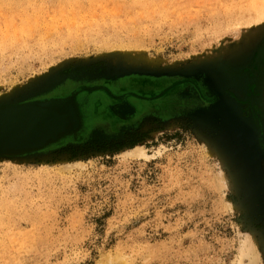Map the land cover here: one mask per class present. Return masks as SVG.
<instances>
[{
    "label": "rangeland",
    "instance_id": "obj_1",
    "mask_svg": "<svg viewBox=\"0 0 264 264\" xmlns=\"http://www.w3.org/2000/svg\"><path fill=\"white\" fill-rule=\"evenodd\" d=\"M255 5L0 0V108L69 122L0 155V264H264Z\"/></svg>",
    "mask_w": 264,
    "mask_h": 264
},
{
    "label": "water",
    "instance_id": "obj_2",
    "mask_svg": "<svg viewBox=\"0 0 264 264\" xmlns=\"http://www.w3.org/2000/svg\"><path fill=\"white\" fill-rule=\"evenodd\" d=\"M262 61H264V42L257 52L255 64L259 66ZM0 120L4 121L0 126V155L41 149L49 142L56 141L59 135L65 134L69 124L67 113L60 114L30 103L0 108ZM12 130L14 132L10 135L18 133V137L24 140L20 139L16 142L17 136L9 139L5 134Z\"/></svg>",
    "mask_w": 264,
    "mask_h": 264
},
{
    "label": "bare ground",
    "instance_id": "obj_3",
    "mask_svg": "<svg viewBox=\"0 0 264 264\" xmlns=\"http://www.w3.org/2000/svg\"><path fill=\"white\" fill-rule=\"evenodd\" d=\"M78 1V0H76ZM131 1V0H130ZM138 1V0H136ZM81 2V1H79ZM169 3V2H168ZM68 4V3H67ZM131 5V4H130ZM153 5V4H152ZM231 5V4H230ZM155 8V7H154ZM231 8H233L235 11L238 10V6L237 5H233ZM251 10H246V12H242L244 14V16L247 18V19H250V22H249V25L248 26H253V27H258L260 25H263L264 24V5H260V6H252V8H250ZM6 38V37H5ZM9 39V38H8ZM17 40V39H16ZM4 46V45H3ZM5 47V46H4ZM7 47V46H6ZM138 61L135 59V57H130V58H126L124 60V63H129V64H136ZM263 107H264V99H263ZM264 109V108H263ZM121 111L123 113H128V112H131L132 109L130 106L128 105H124L121 107ZM30 119V117H29ZM35 121V120H34ZM3 122L2 120H0V126L3 125ZM55 124L57 125V121L55 122ZM14 130H12L10 133L9 131L7 132L8 134H5L6 136L9 137V139H14L15 138V141L18 142V140L22 139L24 140L23 138L21 137H18V133H15L14 135H10L11 133H13ZM7 138V137H5ZM8 139V138H7ZM127 155L128 156H138V155H142V151L140 148H133L129 151H127ZM141 157V156H140ZM243 251H247L246 253H244ZM241 252L243 254V256H246L247 253H249L251 256H250V259L248 262H242L241 259L239 260L238 264H256V261H255V258L252 256V252H251V249H250V242L247 240L244 242V244L242 245V248H241ZM248 254V255H249Z\"/></svg>",
    "mask_w": 264,
    "mask_h": 264
}]
</instances>
